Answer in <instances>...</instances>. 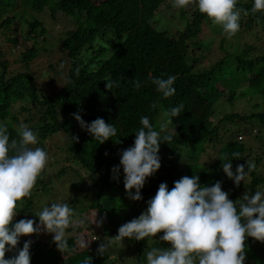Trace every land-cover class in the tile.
Segmentation results:
<instances>
[{
    "label": "trees",
    "instance_id": "obj_1",
    "mask_svg": "<svg viewBox=\"0 0 264 264\" xmlns=\"http://www.w3.org/2000/svg\"><path fill=\"white\" fill-rule=\"evenodd\" d=\"M165 3L166 0H0V28L4 30L17 18L27 21L33 32L40 26L37 20H25L22 8L41 11L48 6L52 18L61 13L72 21L60 40V50L58 45L54 58L49 60L37 54L36 40L18 51L17 38L9 36L0 41V123L6 125L10 143H19L21 125L34 131L42 149L57 133L71 138L70 159L93 176L90 197L87 193L83 196L89 201L84 209L94 211L100 229L89 247L73 252L76 232L81 229L70 227L64 253L57 249L49 233L42 239L35 238L36 233L21 236L17 246L5 253L6 259L31 241L30 264H122L124 250L133 254L131 264H147L149 250L170 247L168 242L160 241L162 232L139 241L125 238L128 243L118 253L117 262L110 248L119 227L146 211L147 202L161 183L171 190L174 182L184 176L198 175L203 186L219 181L237 209L245 194L264 191V41L258 44L264 37V13L251 11L253 0H237L239 30L247 31L246 36L253 42L233 35L226 43L224 37L219 44L224 54L202 66L214 37L226 35L217 32L222 26L192 6L174 15L183 27L172 31L173 27L158 25L160 7ZM170 7L174 8L173 4L166 8L171 10ZM242 32L238 31L240 36ZM30 37L38 40L40 31ZM56 57L62 60L59 71ZM45 74L56 76L48 82L47 94L46 85L38 84ZM169 76L176 77L175 94L164 98L152 81ZM108 81L113 82L110 89L106 87ZM238 100L247 102L246 111H238ZM181 104V114L168 123V111ZM74 113H79L86 123L104 119L115 126L116 135L103 144L97 143L81 128ZM144 116L154 130L172 138L160 146L161 166L146 179L142 199L133 201L125 191L122 167L119 174L114 168L120 166L122 151L133 145ZM162 124L166 125L163 130ZM250 124L258 127L248 133L242 130L243 125ZM216 141L215 160L199 164L201 153L206 154L205 148ZM192 148L197 149L195 157H188L197 162L185 163L183 155ZM235 153H239L238 159H233ZM223 160H232L233 170L244 165L247 171L246 162L254 169L236 185L223 172ZM81 183L71 185L75 197L65 202L73 204V212L82 198ZM41 190L46 188L39 176L30 196L17 202L13 223L21 219L39 223L36 215L42 208L37 204L40 211L32 210V196ZM103 243L109 247L101 255L98 248ZM245 257L244 264H264V242L247 237Z\"/></svg>",
    "mask_w": 264,
    "mask_h": 264
},
{
    "label": "clouds",
    "instance_id": "obj_2",
    "mask_svg": "<svg viewBox=\"0 0 264 264\" xmlns=\"http://www.w3.org/2000/svg\"><path fill=\"white\" fill-rule=\"evenodd\" d=\"M172 3L177 9L195 5L200 13L221 25L228 38L239 30L237 0H172ZM251 11L264 13V0H253ZM175 79V76L153 78L152 82L156 90L168 98L175 94ZM112 83L108 81L106 87L110 89ZM182 110V104L172 107L167 113L168 123H172ZM73 116L99 144L116 135L115 126L102 118L86 123L79 113ZM140 124L142 127L135 132L133 145L122 151L120 166L114 168V172L119 174L122 167L125 191L133 201L142 199L141 190L146 179L161 166L158 155L160 146L172 138L154 130L147 116L141 117ZM165 127L162 124L161 130ZM19 135V143L16 140L10 143L7 127L0 123V264H30L31 241H26L11 258L6 259L5 253L17 246L21 236L37 233L41 228L53 234L57 249L64 253L68 249L67 230L77 223H83L82 220L73 219V209L67 203L44 206L36 215L39 224L32 219L13 223L17 215V202L30 196L49 159L42 148L29 147L38 142L33 130L21 125ZM12 151L15 154L10 155ZM238 157L239 153H235L233 159ZM232 160H223L222 170L239 185L254 169V165L246 162L247 171L244 165H238L233 170ZM114 178H118V175ZM199 181L198 175L184 176L174 182L171 190L166 183H161L155 196L147 202L146 211L120 226L114 238L139 241L162 232L160 241L168 242L170 247L149 250L146 253L147 264H244L245 239L252 237L264 242V191L258 190L254 195L245 194L243 203L237 209L228 198V193L222 190L221 182L203 186ZM108 247L107 243L101 244L99 254L104 255Z\"/></svg>",
    "mask_w": 264,
    "mask_h": 264
},
{
    "label": "rangeland",
    "instance_id": "obj_3",
    "mask_svg": "<svg viewBox=\"0 0 264 264\" xmlns=\"http://www.w3.org/2000/svg\"><path fill=\"white\" fill-rule=\"evenodd\" d=\"M168 4H173L172 0H166V3L160 7L159 16H158V25L160 26H170L173 27L172 31H174L177 28H182V22L177 20L174 15H177L179 12V9L177 8H171V10L167 9L166 7ZM195 7V5H192ZM186 7L187 9L189 7ZM21 13L24 14L25 20H37L40 22V26L35 30V32L31 31L29 24L27 21H23L22 19H15L13 23L11 24L10 28L2 29L0 28V41L4 39V37H15L19 40V44L17 47V51L20 50L22 47L29 46L33 44L36 40L37 45V54L40 56H44L46 60H49L51 58H54V53L56 51V47L59 45L60 50V40H62L68 29L73 25L72 21L70 19H66L63 14L59 13L56 15V18H52L50 15V10L47 7H44L41 11L36 10H30L26 8L21 9ZM162 16V17H161ZM40 31V37L37 40V37H30L32 34L33 36L39 34ZM213 31L216 30L213 28ZM241 31L242 30H238ZM258 31H261L258 29ZM219 33L223 34L222 28L218 29ZM247 32V31H246ZM246 32H242L241 36L237 32L235 35L238 36V38H241L244 40L246 37L248 40V43H252L253 41L251 38L246 36ZM244 36V37H242ZM262 36V35H261ZM225 37L226 43L231 41V38H228L227 35H220L217 37H214L211 49L208 53V57H206L204 60H202L201 65L206 66L208 63H210V60H215L216 58H219L222 53V50L220 49V40ZM261 41H264V37H261V40L258 44L263 43ZM98 40H96V43L98 44ZM108 47V42L105 43ZM228 48V47H227ZM61 55V53L59 52ZM56 59V71H59V65L62 63V60H58V57ZM54 60V59H53ZM38 73V72H37ZM44 75V74H43ZM46 75V74H45ZM56 77V76H55ZM54 74L49 75L47 74L45 77H40L38 80V84L46 85L44 88L45 93L47 94L50 90V86L47 85L50 80L55 79ZM58 78V77H57ZM56 78V79H57ZM236 108L238 111L243 112L246 111L248 108L247 102L243 100H238L236 103ZM258 127L257 124L250 125H243L242 130H244L246 133L251 131V128ZM236 131V130H235ZM223 133H221L220 136H222ZM71 138L67 134L57 133L55 136H53L52 142H46V146L43 150H45L48 154V163L45 167V169L42 171L40 177L43 179V183L45 185L46 190H41V192H36L37 196H32L33 202L35 203L32 207V210L36 213H38L40 210L36 208L35 205L39 204L38 206L43 209L44 206L50 205L51 203H65L68 202L71 198L75 197L73 191L71 190V185L75 182H79L82 184L79 188L83 190L81 194H79V197H82L79 201L78 207L74 205L76 208L74 209V219L76 220H82L83 223H77L75 226L79 227L81 231L76 232L77 233V241L72 249L73 252L77 251V249L81 250L84 248H87L91 245V242L97 239L98 234L100 233V229L98 227V224L94 220V211L84 209L86 204L89 203L88 200H84V194L87 193L88 198L91 194L92 189V178L93 176L89 174V172L82 168L80 164L76 161H72L69 157L68 148L70 146ZM218 141L214 143L212 146L206 147V154L201 153L198 159L199 164H210L212 163L216 158V148ZM38 144V143H37ZM30 145L31 148H36L38 145ZM197 149H190L183 155V160L185 163L187 162H197L195 159H190V157H195L194 154H196ZM198 156V155H197ZM202 161V163H201ZM181 166L184 164H180ZM84 184V185H83ZM27 199V197H25ZM93 200V199H91ZM70 208H73V204L68 205ZM39 224V223H36ZM36 225H34L35 227ZM44 234H48L46 231H44L42 228L39 232L35 234V238H43ZM50 234V233H49ZM53 235V234H51ZM127 240L124 239L123 241L115 239L113 242L112 248H110L112 252V256L114 260L117 262L116 258L119 259L120 257L118 253L121 250H124V248L127 245ZM87 245V246H85ZM133 255V254H132ZM131 253L127 250V252L123 251V258L121 259L122 264H131L132 262V256ZM132 258V259H131ZM248 264H256L253 261H249Z\"/></svg>",
    "mask_w": 264,
    "mask_h": 264
}]
</instances>
